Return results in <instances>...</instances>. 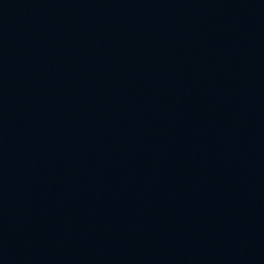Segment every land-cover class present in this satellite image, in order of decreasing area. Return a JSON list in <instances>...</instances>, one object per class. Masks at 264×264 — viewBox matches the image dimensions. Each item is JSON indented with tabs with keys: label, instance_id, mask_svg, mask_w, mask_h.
Segmentation results:
<instances>
[{
	"label": "water",
	"instance_id": "obj_1",
	"mask_svg": "<svg viewBox=\"0 0 264 264\" xmlns=\"http://www.w3.org/2000/svg\"><path fill=\"white\" fill-rule=\"evenodd\" d=\"M0 264H264V0H0Z\"/></svg>",
	"mask_w": 264,
	"mask_h": 264
}]
</instances>
